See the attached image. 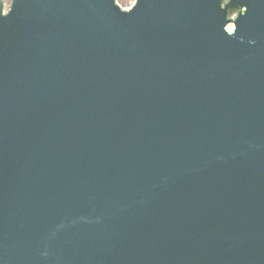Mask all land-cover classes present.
<instances>
[{"label": "water", "instance_id": "water-1", "mask_svg": "<svg viewBox=\"0 0 264 264\" xmlns=\"http://www.w3.org/2000/svg\"><path fill=\"white\" fill-rule=\"evenodd\" d=\"M4 12L0 264H264V0Z\"/></svg>", "mask_w": 264, "mask_h": 264}, {"label": "rangeland", "instance_id": "rangeland-1", "mask_svg": "<svg viewBox=\"0 0 264 264\" xmlns=\"http://www.w3.org/2000/svg\"><path fill=\"white\" fill-rule=\"evenodd\" d=\"M0 4L2 6V12L4 13L6 0H0Z\"/></svg>", "mask_w": 264, "mask_h": 264}]
</instances>
